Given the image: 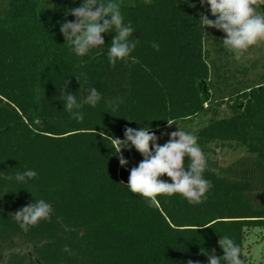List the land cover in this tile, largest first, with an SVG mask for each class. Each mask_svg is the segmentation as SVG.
<instances>
[{"label":"trees","instance_id":"obj_1","mask_svg":"<svg viewBox=\"0 0 264 264\" xmlns=\"http://www.w3.org/2000/svg\"><path fill=\"white\" fill-rule=\"evenodd\" d=\"M57 2L7 0L0 12V264H209L201 250L223 256V236L239 246L243 264H264L245 253L249 231L264 229V74L248 83L223 68L222 30L201 27V14L215 19L201 0H120L137 45L115 66L108 49L116 33L77 56L60 28L84 0ZM200 79L213 88L207 104L227 100L236 113L212 118L198 136L238 141L248 153L227 165L204 154L211 188L202 204L177 193L150 207L127 186L143 155L123 148L122 166L111 142L131 127L155 132L162 145L167 120L209 110ZM92 87L101 100L84 105L77 122L60 96L71 92L80 102ZM249 97L250 111L238 109ZM27 170L37 176L18 182ZM40 199L55 212L22 229L14 213Z\"/></svg>","mask_w":264,"mask_h":264},{"label":"clouds","instance_id":"obj_2","mask_svg":"<svg viewBox=\"0 0 264 264\" xmlns=\"http://www.w3.org/2000/svg\"><path fill=\"white\" fill-rule=\"evenodd\" d=\"M144 2L150 4L151 0ZM201 3L210 6L211 14L215 17L209 19L208 15L201 14V27L204 29L212 27L226 33L222 44L234 54L235 59L240 60L250 47L264 42V14L256 10L260 4H264V0H201ZM121 6L120 0H84L81 6L70 9V14L76 19L65 21L60 31L71 50L77 56L83 57L90 50L105 44L103 33L114 31L116 35L108 49L109 63L112 66L118 61L128 63V58L136 48L137 42L130 39L135 30L130 23L127 25L124 23ZM152 47L156 51L160 49V45L155 42ZM131 62H137L135 57L131 58ZM77 78L80 80L79 77ZM69 83L70 80L67 85ZM60 99L65 104L64 110L71 114V118L82 122L84 114L80 109L84 105L97 106L101 94L92 87L89 89V94L80 102H77L76 96L71 92L68 95L62 92ZM167 121L169 125L174 123L171 120ZM169 135L170 139L164 145H160L154 143L159 139L155 132L145 128L126 127L125 139L115 137L112 140L111 146L119 155L122 166L128 164V160L122 154L123 148L134 146L144 157L138 166L131 169L127 186L132 193L145 198L150 207L159 206L158 196H172L177 193L192 205L202 204L206 200V193L211 188V183L203 177L207 160L197 142L198 138L182 129L173 131ZM186 157L189 161L187 168ZM164 174L171 178V183L160 178ZM36 176V171L27 170L17 173L15 178L18 182H26ZM53 212L55 211L52 204L40 199L15 212L14 219L22 229L27 230L29 226L49 218ZM207 227L212 226L204 228ZM218 243L223 249V256H217L215 249L211 253L201 250L203 254L208 255L209 264H222V262L243 264L241 250L232 239L223 236ZM187 264H200V262L189 260Z\"/></svg>","mask_w":264,"mask_h":264},{"label":"rangeland","instance_id":"obj_3","mask_svg":"<svg viewBox=\"0 0 264 264\" xmlns=\"http://www.w3.org/2000/svg\"><path fill=\"white\" fill-rule=\"evenodd\" d=\"M48 4L56 5L59 0H45ZM7 0H0V12L5 8ZM257 10V9H256ZM258 13L264 14L257 10ZM212 28V27H208ZM226 36V33L222 31V37L219 40L222 43V39ZM222 62L223 68L234 72L238 80H242L248 83L261 82V75L264 74V42L258 45L250 47L241 57L240 60L235 59L234 54L227 48L223 49ZM258 87H263L260 83ZM213 91V88H210ZM250 90V88L248 89ZM247 99H243L244 103ZM208 111L204 110L201 113L193 116L191 119L178 120L172 125H168L167 128L162 130L161 142L164 145L170 139V133L182 129L186 132L194 134L198 140V144L204 154L210 155V157L218 160L221 164L227 165L236 160L241 155L247 154V148L245 145L238 141L224 140L220 138L207 139L198 136V131L207 125L212 118H219L225 116H231L236 113V110L232 107V102L227 100H217L212 104H206ZM209 147V154L202 149V147ZM245 253L247 256H251L256 262H264V229H253L249 231L247 239L245 241Z\"/></svg>","mask_w":264,"mask_h":264},{"label":"water","instance_id":"obj_4","mask_svg":"<svg viewBox=\"0 0 264 264\" xmlns=\"http://www.w3.org/2000/svg\"><path fill=\"white\" fill-rule=\"evenodd\" d=\"M197 87H198V90L202 96V99H203V102L205 104H207L210 99H211V95H212V92L211 90L209 89V85H208V82L205 80V79H200L198 82H197ZM260 88L262 89V87L260 86ZM251 103H252V98L249 97L246 102L244 103V101L240 102L238 105H237V108L240 109V110H244L245 112H249L250 111V108H251Z\"/></svg>","mask_w":264,"mask_h":264}]
</instances>
